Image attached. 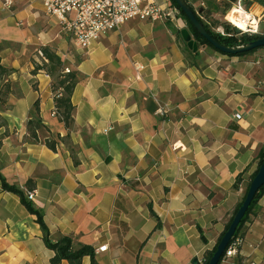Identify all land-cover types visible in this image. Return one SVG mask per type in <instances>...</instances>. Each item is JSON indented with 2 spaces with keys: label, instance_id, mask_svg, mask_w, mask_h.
Masks as SVG:
<instances>
[{
  "label": "crops",
  "instance_id": "0c3cea01",
  "mask_svg": "<svg viewBox=\"0 0 264 264\" xmlns=\"http://www.w3.org/2000/svg\"><path fill=\"white\" fill-rule=\"evenodd\" d=\"M186 1L218 26L235 6ZM239 8L258 19V29L261 20L264 33V0H241ZM183 30L193 40L181 17L131 19L81 49L43 15L39 0L0 3V65L10 69L0 75V175L34 192L30 201L52 237L70 235L75 246L94 250L105 245L94 251L99 264H201L264 145V47L228 55L196 43L194 51ZM48 43L80 74L70 128L52 113L51 77L32 73V49ZM36 100L49 130L38 142L26 133ZM47 135L54 151L41 140ZM242 230L238 253L220 264H264V193ZM52 256L35 215L0 185V264H51Z\"/></svg>",
  "mask_w": 264,
  "mask_h": 264
},
{
  "label": "trees",
  "instance_id": "16d2710c",
  "mask_svg": "<svg viewBox=\"0 0 264 264\" xmlns=\"http://www.w3.org/2000/svg\"><path fill=\"white\" fill-rule=\"evenodd\" d=\"M169 2H170V7H174L177 10V15L186 22L193 36V40L197 43V45H206L209 48L221 54H226V53H223L213 48L203 37H201L194 30L188 18L181 11L179 6L176 4L175 0H169ZM189 6L192 8L191 5ZM195 16L203 24L204 28L210 35H212L220 44H223L228 47H237L247 42H250L252 40L264 37V33H260V32H257V33H242L241 32L240 33L238 29H236L235 27L227 23L222 24V27L225 30L226 35H221L219 33H216L214 30H212L210 25L200 17V14L195 13ZM37 48L38 49L36 50H37L38 55L36 56L38 57V59L34 62L32 73L35 74L37 73L38 70H42L51 77L50 86H51V91H52L53 100H54L55 113L57 114L58 120L62 122L66 128H70L72 121H73V112H74V107L71 103L70 98H71V94H72L75 84L81 79L80 74L76 70H69L68 72H63V69L65 68L64 61L60 56L56 54L53 48L49 47V44L41 45V46H38ZM256 49L257 48L251 49L246 52H239L236 54H228V55H243L246 53L253 52ZM38 52H40L41 54H39ZM9 70L10 69L5 68L0 65V75L7 73ZM41 132L49 133V130L46 128V126L41 121V118L39 115V104H38V100H36L34 101V103L32 104L29 110V115L26 120V133H27V137L31 141L38 142L40 141L39 134ZM41 140L44 143V145H46L47 148H49L52 151L55 150V147H56L55 138H52L49 135H47ZM1 144L2 143L0 140V147H1ZM256 159L257 161H256L255 169L247 176L248 185L251 179L253 178V176L256 174L258 167L264 162L263 148H261L259 152L257 153ZM245 171L246 170H244L242 173L236 176V179L234 182L235 187L242 179V176L244 175ZM0 185L3 190L11 192L15 194L16 196H18L20 203L26 208V210L30 212L31 214L35 215L36 222L39 224L41 232H42V240L45 246L48 249L53 251V256L50 258L51 264H58L62 260L68 261L69 264H82L81 261L84 256L89 257L90 264H99L97 260L95 259V252L92 246L83 245V244H79L78 246H75L72 237L66 234L56 233L52 237L47 225L45 224L43 220V216L41 212L32 206L31 201L26 198L25 193L22 190H20L18 187L14 185H8L4 181L1 175H0ZM248 185H247V188H248ZM247 188L245 190L244 196L246 194ZM263 193H264V184L255 193L243 218L238 224L231 240H233L235 236H239L240 238H243V234H244L242 230L243 225L249 218L250 214L253 213V209L257 205V202L261 198ZM244 196L242 197V200L244 199ZM242 200L237 204L234 213L240 206ZM232 217L226 224L224 231L220 234L218 242L220 238L222 237L223 233L225 232V230L227 229ZM218 242L211 250H208L204 253L201 264H207ZM239 260H240L239 258H236V261L234 262L238 263ZM222 261H223V255L220 257L218 264H220Z\"/></svg>",
  "mask_w": 264,
  "mask_h": 264
},
{
  "label": "built area",
  "instance_id": "2783aa9c",
  "mask_svg": "<svg viewBox=\"0 0 264 264\" xmlns=\"http://www.w3.org/2000/svg\"><path fill=\"white\" fill-rule=\"evenodd\" d=\"M41 10L46 17H54L60 26V29L67 33L72 42L81 49L87 48L90 43L97 41L103 34L110 30H116L124 22L131 19H139L148 22H175L177 10L174 7L162 8L156 0H39ZM241 0L234 2L235 6H240ZM12 0H3V5L9 7ZM203 19V18H202ZM204 20V19H203ZM227 22L239 30L241 33H257L258 19L250 17L246 27L241 29L226 18ZM205 21V20H204ZM252 21H256L252 23ZM207 22V21H205ZM208 23V22H207ZM209 24V23H208ZM216 33L226 35L223 27L213 29ZM41 54L40 52H38ZM136 70L142 69V66H135ZM65 67L63 72H68ZM159 114H165L166 110L160 107ZM54 115L55 109L52 111ZM240 118L239 114H235ZM264 151V145H263ZM28 200L34 197L33 191L25 193ZM242 244V238L235 236L227 245L223 260L238 253ZM105 245L98 246L94 251H103ZM202 261V260H201ZM237 264H244L239 260ZM247 264H254L253 262Z\"/></svg>",
  "mask_w": 264,
  "mask_h": 264
},
{
  "label": "water",
  "instance_id": "95a60500",
  "mask_svg": "<svg viewBox=\"0 0 264 264\" xmlns=\"http://www.w3.org/2000/svg\"><path fill=\"white\" fill-rule=\"evenodd\" d=\"M230 2H235L236 0H228ZM176 4L179 6L184 15L188 18L190 24L194 28V30L203 37L213 48L219 50L226 54H236L239 52H246L254 48L264 47V37L252 40L243 45L237 47H228L223 44H220L212 35H210L203 24L196 18L195 13H199L200 11L193 10L185 0H175ZM182 38L186 42L188 48L192 50H196V42L190 38V35L186 30L182 31ZM264 184V162L258 167L256 174L251 179L244 199L242 200L240 206L234 213L227 229L223 233L220 238L214 252L210 256L207 264H218L220 257L223 255L227 245L231 241L234 232L243 218L248 206L250 205L255 193L258 189ZM193 262H196L194 260Z\"/></svg>",
  "mask_w": 264,
  "mask_h": 264
},
{
  "label": "bare ground",
  "instance_id": "6f19581e",
  "mask_svg": "<svg viewBox=\"0 0 264 264\" xmlns=\"http://www.w3.org/2000/svg\"><path fill=\"white\" fill-rule=\"evenodd\" d=\"M251 16H249L248 13H246L242 8L235 7L227 13L226 18L232 22L234 25L238 26L239 28L243 29L246 27V24L248 22V19ZM256 20V19H255ZM256 21H252V23H255Z\"/></svg>",
  "mask_w": 264,
  "mask_h": 264
},
{
  "label": "rangeland",
  "instance_id": "374dc122",
  "mask_svg": "<svg viewBox=\"0 0 264 264\" xmlns=\"http://www.w3.org/2000/svg\"><path fill=\"white\" fill-rule=\"evenodd\" d=\"M0 3L3 5V0H0ZM244 7L246 8L247 6L246 5H244ZM210 21V26H211V28H213V29H215V28H217V27H222V24H225V23H227V24H229L228 22H227V20H226V18H225V16L223 17V19H222V21L220 22V25L218 26V24H219V22H217V21H215V20H209ZM260 23H261V20H259V32H261L262 30H260ZM47 25V24H46ZM69 42H70V44L71 45H74L73 44V42L71 41V39L69 40ZM49 44V47H51V48H53V50H55V51H57V45H55L54 43H48ZM69 44V45H70ZM70 45V46H71ZM36 49H38L37 47L36 48H33L32 49V53H33V55H38L37 54V50ZM63 61H64V63H65V67H69L68 66V63H66V61L63 59ZM69 70H71L70 68H68Z\"/></svg>",
  "mask_w": 264,
  "mask_h": 264
}]
</instances>
